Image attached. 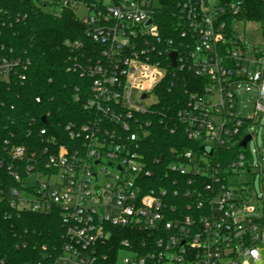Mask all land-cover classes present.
I'll use <instances>...</instances> for the list:
<instances>
[{
  "label": "built area",
  "instance_id": "2783aa9c",
  "mask_svg": "<svg viewBox=\"0 0 264 264\" xmlns=\"http://www.w3.org/2000/svg\"><path fill=\"white\" fill-rule=\"evenodd\" d=\"M9 1L0 0V19L12 26L27 14L10 9ZM159 2H36L56 18L73 11L97 47L73 70L91 80L85 94L77 89L74 96L88 119L65 127L74 145H58L46 129L40 132L46 141L39 152L5 142L9 161L1 167L19 187L0 192V198L17 213L57 214L64 228V243L35 264H105L114 249L109 241L128 229L147 237L122 240L116 264H264L259 249L264 245V197L236 182L245 172L251 174L248 156L240 152L225 166L212 158L219 150L240 147L247 136L252 140L255 119L264 116V27L259 24L262 42L253 45L237 31L239 23L251 22L241 18L242 0H188L178 6L177 39L164 47L154 17ZM81 7L89 13L84 19L76 14ZM174 52L176 67L170 58ZM29 66V59L0 56V81H24ZM171 69L205 82L178 114L187 140L198 147L171 164V171L190 178L185 193L165 188L144 193L148 186L141 182L156 174L141 151L151 126L142 118L154 104L144 102L151 94L157 97L155 89ZM244 95L253 100L252 116L242 113ZM102 178L107 183L100 184Z\"/></svg>",
  "mask_w": 264,
  "mask_h": 264
},
{
  "label": "trees",
  "instance_id": "16d2710c",
  "mask_svg": "<svg viewBox=\"0 0 264 264\" xmlns=\"http://www.w3.org/2000/svg\"><path fill=\"white\" fill-rule=\"evenodd\" d=\"M185 1L188 0L159 2L154 17L164 47L165 42L177 39L174 26L179 15L178 6ZM221 1L230 3L237 0ZM242 1L245 10L241 18L264 27V0ZM36 2L10 0L9 8L27 14V17L12 26L3 25L0 19V56L30 60L24 81L15 77L0 81V192L5 193L9 188L19 187L7 169L1 167V162L9 161L6 141L13 146L39 152L46 141L40 132L46 129L48 137L54 138L58 145L71 147L75 142L65 127L72 122L82 124L90 115L74 96L77 89L85 94L91 80L81 77L80 71L73 70L79 64L84 65L87 56L92 55L97 46L87 38L85 26L73 11L66 10L56 18L37 7ZM67 41L81 42L83 46L68 47ZM204 83L191 72L171 69L156 87L157 100L152 105V112L142 118L151 121V126L147 137L140 142L141 151L148 165L156 171L154 177L141 182L148 186L144 193L161 188L167 189L168 193H185L190 178L171 171V164L179 160L183 152L198 146L187 140L178 114L186 108L190 94L203 91ZM173 150L177 153L172 154ZM240 152L241 148L236 146L231 151L219 150L212 158L225 166ZM146 237L147 234H135L130 229L128 234L117 232L109 241L108 246L114 249L111 251L108 247L110 257L105 264H116L117 248L122 240ZM64 241L59 215L17 213L0 198V264H35Z\"/></svg>",
  "mask_w": 264,
  "mask_h": 264
},
{
  "label": "rangeland",
  "instance_id": "374dc122",
  "mask_svg": "<svg viewBox=\"0 0 264 264\" xmlns=\"http://www.w3.org/2000/svg\"><path fill=\"white\" fill-rule=\"evenodd\" d=\"M77 16L80 19H84L89 15L87 10L83 7L76 11ZM240 37L253 45H257L262 42V29L259 24L246 22L239 23L237 28ZM156 97L152 94L144 103L149 106L156 102ZM242 113L245 116H252L254 113L253 100L249 95L242 97ZM254 129L252 130L253 138L249 142L247 149L242 152L248 156L247 162L251 168V174L245 172V174L238 176L236 182L242 184H248V187L252 188L253 195L264 197V116L257 117L254 122ZM108 171L115 173V168L106 166ZM100 184H105L107 181L102 178L99 181ZM260 252L264 259V245L259 247ZM123 256H128L127 252L122 253Z\"/></svg>",
  "mask_w": 264,
  "mask_h": 264
},
{
  "label": "water",
  "instance_id": "95a60500",
  "mask_svg": "<svg viewBox=\"0 0 264 264\" xmlns=\"http://www.w3.org/2000/svg\"><path fill=\"white\" fill-rule=\"evenodd\" d=\"M151 24V21H149L147 23V25H150ZM171 60H172V65L173 67H176V58H177V54L174 52L171 54L170 56ZM145 98V97H144ZM46 120V119H44ZM251 141V136H247L241 143H240V147L242 148H246L248 143Z\"/></svg>",
  "mask_w": 264,
  "mask_h": 264
}]
</instances>
